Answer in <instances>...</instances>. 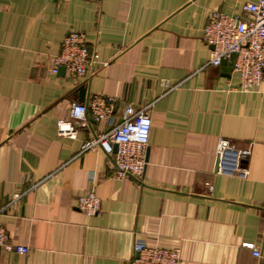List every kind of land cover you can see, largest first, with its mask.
<instances>
[{
	"label": "crops",
	"instance_id": "crops-1",
	"mask_svg": "<svg viewBox=\"0 0 264 264\" xmlns=\"http://www.w3.org/2000/svg\"><path fill=\"white\" fill-rule=\"evenodd\" d=\"M257 1L0 0L1 224L29 248H0V264H130L136 242L179 249L180 264H264V91H237L232 60L207 65L202 40L211 11ZM72 31L98 55L86 78L49 73ZM96 95L111 100L112 121L88 113L74 139L59 136L57 120ZM126 107L145 110L151 130L142 177L117 181L112 158L81 145ZM220 138L250 147L247 178L214 173ZM89 190L93 217L77 208Z\"/></svg>",
	"mask_w": 264,
	"mask_h": 264
},
{
	"label": "built area",
	"instance_id": "built-area-1",
	"mask_svg": "<svg viewBox=\"0 0 264 264\" xmlns=\"http://www.w3.org/2000/svg\"><path fill=\"white\" fill-rule=\"evenodd\" d=\"M202 40L210 48L207 65L218 67L223 61L232 60V72L239 80L237 91L249 93L261 88L264 91V0L245 4L241 11L232 14L211 11ZM97 60L98 55L88 50L84 34L68 32L61 42L59 53L52 58L49 73L56 76L59 68H63L64 76L68 78H86ZM88 113L94 121L111 122L113 104L98 95L91 97L86 104H73L69 120L56 122L58 135L74 139L76 131L73 122H84ZM124 113L125 119L121 123L105 134L85 140L81 145V152L100 150L112 158L113 177L117 181L142 177L151 130V118L145 110L134 111L126 107ZM114 145L116 153H113ZM249 155L250 147L236 150L230 141L220 138L214 173L217 176L247 178L249 172L245 161ZM212 189L208 186L209 191ZM22 196L15 194L6 207L18 202ZM77 208L86 216L93 217L100 212L101 202L94 191L89 190L78 197ZM4 209L0 210V248L20 255L28 254V247L8 242L1 224ZM245 247L252 250L254 257H260V252L252 245ZM134 252L135 257L130 264H180L181 260L179 249L149 247L142 242L135 243Z\"/></svg>",
	"mask_w": 264,
	"mask_h": 264
},
{
	"label": "water",
	"instance_id": "water-1",
	"mask_svg": "<svg viewBox=\"0 0 264 264\" xmlns=\"http://www.w3.org/2000/svg\"><path fill=\"white\" fill-rule=\"evenodd\" d=\"M58 75L64 76V70H63V68H59ZM78 92H79V102H83L84 99H85L86 89L84 88V86H80L78 88ZM116 149H117V147L114 145V147H113V153H116Z\"/></svg>",
	"mask_w": 264,
	"mask_h": 264
}]
</instances>
